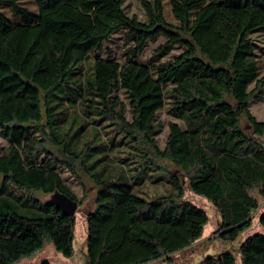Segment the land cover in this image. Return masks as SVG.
<instances>
[{
    "label": "trees",
    "instance_id": "trees-1",
    "mask_svg": "<svg viewBox=\"0 0 264 264\" xmlns=\"http://www.w3.org/2000/svg\"><path fill=\"white\" fill-rule=\"evenodd\" d=\"M22 1L0 0V264L31 257L46 239L74 256L75 216L37 195L81 206L69 181L84 177L97 190L86 264L172 262L196 245L209 217L183 199L186 186L219 213L216 237L235 241L251 227L262 204L252 192L264 202V120L251 112L264 99V46L254 38L264 32V0H170L179 27L166 22L163 0H139L143 18L124 0H33V14ZM123 31V60L101 57ZM160 41L157 62H141ZM162 110L173 120L163 148ZM90 120L109 129L112 145H97L99 133L82 142ZM156 171L168 174L170 193L131 183ZM259 223L240 246L241 264H264V215ZM198 264L237 263L225 253Z\"/></svg>",
    "mask_w": 264,
    "mask_h": 264
},
{
    "label": "rangeland",
    "instance_id": "rangeland-1",
    "mask_svg": "<svg viewBox=\"0 0 264 264\" xmlns=\"http://www.w3.org/2000/svg\"><path fill=\"white\" fill-rule=\"evenodd\" d=\"M21 6L33 14L36 13V6L33 0H27L20 2ZM124 5L127 12L130 15H137L139 18H143V10L142 5L140 4L139 0H124ZM163 8H164V17L166 22L172 24L174 26H180V22L177 21L173 14L170 5V0H163ZM2 13L8 17H12V13L7 8L2 9ZM193 16V14H192ZM15 21V19L13 20ZM126 36V32H119L115 34L110 43L107 46V50L101 53V57L107 56V51L109 50L111 54L118 60H123V52L127 47L124 46V39ZM255 40L260 46H264V32L257 33L254 35ZM161 41L157 44H149L145 49L142 58L140 59L141 62L147 65H151L157 62V58L154 56L155 51L161 45ZM181 51V47H176L169 55L165 56L164 58H171L175 57ZM261 56H264V53H260ZM163 58L158 59L159 61ZM86 69L89 72L93 71V61L89 60L86 64ZM251 112L256 117L258 121L264 120V99L258 103H255L251 106ZM158 121L165 123L166 127L163 132H161L157 139L159 141L160 147H164V141L168 136L169 128L168 123L173 121L164 110L160 111L158 114ZM89 125H86L84 122H80L79 125H86L85 131L83 133L84 139L82 142H86L87 138L95 137L96 134H100L103 137V140L98 138L96 144L99 145L102 141L104 143H108L110 145L112 140L110 134L106 135V132L109 129H103V123L99 125H91L93 121H88ZM78 125V126H79ZM78 126H74V130L71 133H74ZM244 128H249L245 120L243 121ZM118 136L116 137V139ZM264 141V140H263ZM116 143V142H115ZM0 144L7 146L6 142L0 139ZM95 145V144H94ZM117 147L110 146L108 154L110 159L113 160L112 164L116 163V155L118 151L116 150ZM118 168V167H116ZM113 172V176L122 175L120 170L111 171ZM129 177H132V174H129ZM157 180H161V183H155ZM168 181V174L162 172H147L143 173L142 175H134L131 179V183L135 184L136 189L138 188L141 192L149 193L151 196H158L161 194L170 193L172 191L170 185L167 183ZM140 184V185H139ZM69 186L75 192V195L78 197L79 200L82 201V205L78 207V210L75 214L76 218V225H75V237L73 241V248H74V256L72 258H66L61 254V252L57 251L52 242L49 239L44 241L43 248L34 253L31 257L25 258L19 263L16 264H43L45 262H49L51 264H86V252H87V218L88 215L94 211L95 207V197H96V186L93 182H91L88 178L84 177L83 185L70 180ZM139 193L138 191L136 192ZM252 195L256 197L261 204L260 209L254 213V219L252 221L251 227L242 231L238 238L235 241H227L220 239L214 235V233L219 230L221 217L217 210L212 206V204L207 201L205 198L200 197L198 195H194L189 188L185 189L184 198L185 200L190 201L191 203L195 204L196 206L202 208L206 211L209 222L204 227V232L202 239L194 245L192 248L187 249L186 251L179 253L174 256L172 262H167L166 260H160L157 262H153L150 264H198L205 258L209 256H219L225 253H231L234 258L236 259L237 264H241V256H240V246L245 242V240L252 236L256 232H260L262 229L260 227V217L264 215V202L263 199L260 197L257 191H253ZM144 196V195H142ZM37 197L45 202L51 201V196L47 195H37ZM149 199V197L144 196Z\"/></svg>",
    "mask_w": 264,
    "mask_h": 264
},
{
    "label": "water",
    "instance_id": "water-1",
    "mask_svg": "<svg viewBox=\"0 0 264 264\" xmlns=\"http://www.w3.org/2000/svg\"><path fill=\"white\" fill-rule=\"evenodd\" d=\"M51 203L55 205L65 217L75 216L78 210V203L69 198L67 195L56 192L52 198Z\"/></svg>",
    "mask_w": 264,
    "mask_h": 264
},
{
    "label": "flooded vegetation",
    "instance_id": "flooded-vegetation-1",
    "mask_svg": "<svg viewBox=\"0 0 264 264\" xmlns=\"http://www.w3.org/2000/svg\"><path fill=\"white\" fill-rule=\"evenodd\" d=\"M53 196V195H52ZM52 196H51V198H52Z\"/></svg>",
    "mask_w": 264,
    "mask_h": 264
}]
</instances>
